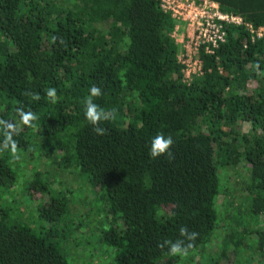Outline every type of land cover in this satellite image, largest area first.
Listing matches in <instances>:
<instances>
[{
	"label": "trees",
	"instance_id": "trees-1",
	"mask_svg": "<svg viewBox=\"0 0 264 264\" xmlns=\"http://www.w3.org/2000/svg\"><path fill=\"white\" fill-rule=\"evenodd\" d=\"M212 1L264 25V0ZM174 24L156 0H0V121L13 125L16 144L15 154L4 148L12 130L0 123V264H71L55 239L71 232V201L49 178L53 164L84 175L103 198L98 239L112 249L110 264H173L212 245L220 169L245 166V209L262 219L251 234L264 264V38L227 26L214 54L201 50L202 74L185 82ZM93 86L102 91L93 102L111 114L102 134L85 117ZM158 134L172 136L171 156H150ZM31 148L39 149L25 183L34 225L6 206L21 177L18 155ZM91 214L85 219L98 221ZM176 242L182 251L172 254ZM217 244L216 264L227 247L238 255L243 246L233 231Z\"/></svg>",
	"mask_w": 264,
	"mask_h": 264
},
{
	"label": "rangeland",
	"instance_id": "rangeland-1",
	"mask_svg": "<svg viewBox=\"0 0 264 264\" xmlns=\"http://www.w3.org/2000/svg\"><path fill=\"white\" fill-rule=\"evenodd\" d=\"M248 128L247 124H243L241 127L243 131H246ZM35 141H37L36 144L41 143L39 139ZM44 147L46 148V146ZM38 155V148H33V150L31 148V151H26L24 154L18 155V161H21V167L19 169L21 177L17 182L16 192L11 193V200L6 203V206L12 207L11 218L15 217L17 220L32 225L38 224L39 221L36 222L34 219L33 223L31 219L33 210L27 206L29 203L34 205V201L30 198L27 191L28 186L25 183L28 181L27 178L32 175L33 169L39 166ZM41 160L44 162L42 167L50 162L46 155L41 156ZM227 168L223 167L220 169V175L225 172L222 177L220 176L219 181V187L224 191V198L219 196L216 202L217 221L212 234L214 236L212 245L207 244L206 246L199 247L200 250L189 251L188 254H185L183 258H180L178 262H174L173 264L214 263L220 253L217 244L220 237L231 231L234 232V236L237 239H242L243 246L236 250L238 255H236L233 248L227 247L226 256L222 259L221 264H231L233 261V264H261V261L258 262L255 259V254L257 253L255 247L256 238L251 234V231L260 225L262 226V219L257 214H252L249 210L246 211L245 207L248 206L249 198L245 203V193L242 190V184L246 180L244 177H247L248 169L245 166L240 169L236 168V171L234 169L227 170ZM47 169L50 171V180L65 193L68 190L66 195L70 199L69 202L71 201V212L65 216V219H67L65 226L71 232L66 237L61 235L55 238L59 240L60 249L68 257L71 264H110L113 256L112 249L98 239L101 230L107 227L100 224L101 219L98 220V212H101L104 203L103 198L98 197V192H93V188L90 187L84 175L79 173L76 175L73 173L75 176L74 179L72 175H68L66 171H63L62 167L59 168L54 164L51 166L47 165ZM231 201L233 205L242 203L238 212L232 213L233 205L229 207L231 213L226 211L224 206L229 204V202L231 203ZM39 202V199L35 201L36 207ZM23 208H28V210L24 211ZM89 212H92V219L95 218L98 221L94 222V220L85 219V216ZM72 221H75L73 225ZM80 221H82V225L76 228ZM45 225L43 228L40 223L38 230L43 232L48 229L49 225L46 223ZM221 225L222 227L219 228ZM73 228L74 231L72 233Z\"/></svg>",
	"mask_w": 264,
	"mask_h": 264
},
{
	"label": "built area",
	"instance_id": "built-area-1",
	"mask_svg": "<svg viewBox=\"0 0 264 264\" xmlns=\"http://www.w3.org/2000/svg\"><path fill=\"white\" fill-rule=\"evenodd\" d=\"M174 19L172 37L178 46L177 58L183 81L202 74L201 50L214 54L226 41L227 26H243L252 40L264 38V25L255 26L241 15L221 9L212 0H156Z\"/></svg>",
	"mask_w": 264,
	"mask_h": 264
},
{
	"label": "clouds",
	"instance_id": "clouds-1",
	"mask_svg": "<svg viewBox=\"0 0 264 264\" xmlns=\"http://www.w3.org/2000/svg\"><path fill=\"white\" fill-rule=\"evenodd\" d=\"M47 97L51 98L53 102L56 101V89L55 88H49L46 92ZM102 95L101 88L93 86L90 89V96L85 101V117L86 119L95 127V131L98 134L103 133V129L98 127L99 123L104 120H108L111 118V114L109 112H106L99 108V106L93 102L92 97H98ZM35 100H39L40 96L38 94L34 95L33 97ZM29 118H34V116L31 113L24 114V120L25 123L28 122ZM7 129H10L12 131H9L6 137V140L4 142V148H11V151L13 154L16 152V144L12 139L13 131L15 129L13 128V125L11 123H8L7 121H0ZM174 141L172 136L168 135L165 136L164 134H158L151 140V147H150V156L152 158H157L162 155H168L171 156V146L173 145ZM182 233L186 230L182 229ZM195 236V233H192L189 238H192ZM182 251L180 242L172 243L170 245V252L172 254H176Z\"/></svg>",
	"mask_w": 264,
	"mask_h": 264
}]
</instances>
